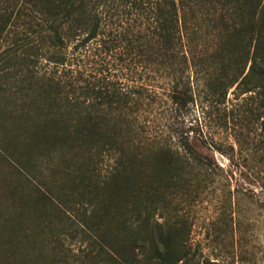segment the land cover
Masks as SVG:
<instances>
[{
	"label": "trees",
	"instance_id": "trees-1",
	"mask_svg": "<svg viewBox=\"0 0 264 264\" xmlns=\"http://www.w3.org/2000/svg\"><path fill=\"white\" fill-rule=\"evenodd\" d=\"M4 42L25 138L51 143L48 158L79 160L75 203L89 208L98 264H193L185 227L150 212L175 210L172 197L209 187L221 167L184 131L156 130L150 114L192 100L194 77L211 98L234 86L258 96L264 134V0H0ZM116 216L137 232L125 246L101 233Z\"/></svg>",
	"mask_w": 264,
	"mask_h": 264
},
{
	"label": "rangeland",
	"instance_id": "rangeland-1",
	"mask_svg": "<svg viewBox=\"0 0 264 264\" xmlns=\"http://www.w3.org/2000/svg\"><path fill=\"white\" fill-rule=\"evenodd\" d=\"M8 45L4 42L0 50ZM8 73L0 63V264H98L95 251L104 250L99 238L86 234L82 221L89 208L75 203L82 191L79 160L72 161L71 154L48 158L44 155L51 143L25 138L29 131L17 110L19 88ZM191 81L192 100L179 106L164 100L151 112L150 124L189 134L222 175L205 189L172 197L175 210L150 214L156 221L167 218L185 227L193 264H264L260 98L235 86L226 98H211L194 77ZM70 204L74 206L68 208ZM131 214L121 208L122 219ZM117 216L103 217L101 233L125 246L137 232L120 229ZM83 251L94 252L83 257Z\"/></svg>",
	"mask_w": 264,
	"mask_h": 264
}]
</instances>
